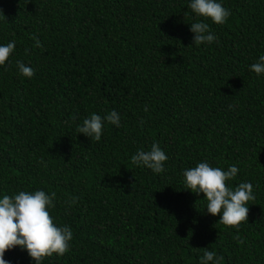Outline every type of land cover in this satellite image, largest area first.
I'll use <instances>...</instances> for the list:
<instances>
[{
  "label": "trees",
  "instance_id": "16d2710c",
  "mask_svg": "<svg viewBox=\"0 0 264 264\" xmlns=\"http://www.w3.org/2000/svg\"><path fill=\"white\" fill-rule=\"evenodd\" d=\"M190 2L0 0V45L15 41L0 65V198L55 192L49 214L73 232L42 264H199L204 247L220 264H264V74L250 70L264 0H217L231 13L221 25ZM197 19L216 41L192 44ZM112 110L120 126L105 122L100 141L77 133ZM153 143L168 157L159 174L132 162ZM201 162L238 167L232 190L253 185L247 221L218 223L186 190L184 170ZM4 259L34 264L19 246Z\"/></svg>",
  "mask_w": 264,
  "mask_h": 264
},
{
  "label": "clouds",
  "instance_id": "9594fccd",
  "mask_svg": "<svg viewBox=\"0 0 264 264\" xmlns=\"http://www.w3.org/2000/svg\"><path fill=\"white\" fill-rule=\"evenodd\" d=\"M188 7L197 18H210L217 25L225 23L231 14L230 10L217 0H191ZM190 32L193 33L192 44L196 46L211 44L217 40L209 24L202 19L190 24ZM32 39L36 41V47H42L37 37L33 36ZM14 49L15 41L0 45V65L5 64ZM16 63L22 76L30 79L35 75L33 68L20 61ZM250 70L257 75L264 74V55L250 66ZM231 107L232 105H229V108ZM144 110H148L146 106ZM105 122L119 127L120 116L115 110L104 116L92 113L82 124L77 125L76 131L98 142L103 134ZM167 159L166 153L158 143H153L150 150H140L132 156L133 164L147 167L157 174L164 172ZM238 171L236 166H229L225 171L213 168L207 162H201L183 172L186 190L197 195L203 193L204 200L207 201V213L212 216L220 215L218 223L225 226L237 227L241 222L247 221L249 207L246 205L255 199L250 182L240 183L235 190L226 186L225 181L232 180ZM55 197V192L49 195L43 190H38L34 193L21 191L13 196L4 195L0 198V264H9L4 259L5 252L16 246L22 251H27L34 264H42V258L50 257L53 253L62 256L70 250V242L73 239L71 228L56 226L48 211L55 206ZM238 242L243 243L242 240ZM199 251L202 252L199 264H220L223 260V257H217L216 253L207 247Z\"/></svg>",
  "mask_w": 264,
  "mask_h": 264
}]
</instances>
